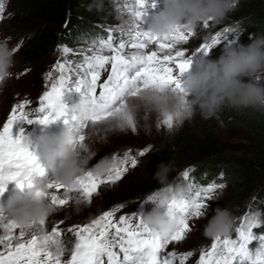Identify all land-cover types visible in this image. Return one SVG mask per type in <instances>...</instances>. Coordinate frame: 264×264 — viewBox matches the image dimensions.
<instances>
[{
    "label": "snow or ice",
    "instance_id": "obj_1",
    "mask_svg": "<svg viewBox=\"0 0 264 264\" xmlns=\"http://www.w3.org/2000/svg\"><path fill=\"white\" fill-rule=\"evenodd\" d=\"M155 7V0H124L119 8L129 19L125 27L119 28L118 36L108 28L107 38L92 39L87 52L76 53L73 49L58 45V51L65 54H79L82 60L62 62L58 59L48 73H45L46 88L38 98V105L27 98L13 104L9 115L0 126V195L10 181L16 187H31L34 179L45 176L44 168L36 149L23 140L24 134L13 137L12 128L16 121L28 124L64 119L67 126L78 131V142L86 143V130L93 132L109 129L136 133L141 126L136 108H151L157 112V128L171 130L176 121L191 116L189 95L185 92L182 76L189 71L192 57L209 51L232 33L239 38L235 28L225 27L216 31L210 41L200 43L189 52L187 45L197 31L176 26L164 34L153 33L145 27L148 8ZM3 4H0L2 18ZM212 21L205 20L201 27L207 29ZM100 27H104L101 25ZM232 43V41H229ZM151 46V47H150ZM18 50V46L12 49ZM110 69V70H109ZM55 72L57 75L53 76ZM102 74L106 78L102 79ZM264 73L255 79L259 82ZM75 91L88 103V111L77 122L76 113L63 100L66 92ZM151 145L133 153L127 149L120 159V166L107 175L96 177L89 170L77 177L74 186L51 181L48 185L50 203L58 210L68 206L70 194L79 193L75 201L90 203L93 195L104 184L115 185L129 171L138 166V157L144 156ZM117 159V155H112ZM188 168L181 173L190 180ZM223 173H221V177ZM189 192L183 199H173L168 207L178 218L177 230L168 237H161L155 229L146 224L143 214L133 212L130 216L116 212L124 204L91 220L87 224H72L62 227L64 221L52 223L47 220L33 221L28 225H17L0 209V264H174L177 253L168 251L173 243L182 242L192 231L191 221L203 214L206 201L212 194L225 187L215 181L202 186L191 181ZM152 199L151 196L147 197ZM264 227V213H246L235 229V238L217 236L207 249H201L196 264H264V234L256 229ZM60 241V254L56 246ZM254 242H258L254 244ZM71 246L70 256H65ZM194 255L193 251L179 253V264Z\"/></svg>",
    "mask_w": 264,
    "mask_h": 264
},
{
    "label": "clouds",
    "instance_id": "obj_2",
    "mask_svg": "<svg viewBox=\"0 0 264 264\" xmlns=\"http://www.w3.org/2000/svg\"><path fill=\"white\" fill-rule=\"evenodd\" d=\"M163 7L154 12L148 21V28L153 33L164 34L176 26L195 31L205 20L219 24L239 4V0H162ZM238 30V29H237ZM14 66L13 51L6 40L0 41V86L12 75ZM264 73V34L251 37L249 44L237 43L228 47L216 59L201 58L194 70L183 79L185 92L191 97V114L198 111L207 119L213 116L224 105L234 107L257 106L264 108V84L256 81V77ZM244 77H248L247 80ZM72 110L76 113L77 122L88 111L85 99H79ZM76 127L67 126L58 134L49 132L28 133L23 140L30 143L37 152L46 175L34 179L31 187H16L0 204V209L17 225H28L33 221L47 220L57 213L55 205L47 201L44 195L49 192V183L56 181L66 186H74L77 177L91 171L96 177L107 175L119 165L112 158H101L89 169V162L97 154L90 143L83 146L78 142ZM89 136L93 132L88 133ZM106 137L100 136L98 142L103 143ZM172 167L169 162H161L153 175L161 185L149 196L153 207L143 215V220L161 237H168L178 228V218L168 205L175 199H183L189 192V186L181 182H169ZM221 193H214L211 199L219 200ZM84 203L74 201L71 211L79 213ZM204 215V212L202 216ZM235 224V216L227 207H217L215 214L204 226L202 235L206 238L228 236ZM60 241L56 246L60 254Z\"/></svg>",
    "mask_w": 264,
    "mask_h": 264
},
{
    "label": "trees",
    "instance_id": "obj_3",
    "mask_svg": "<svg viewBox=\"0 0 264 264\" xmlns=\"http://www.w3.org/2000/svg\"><path fill=\"white\" fill-rule=\"evenodd\" d=\"M19 2L23 8V16L17 21L20 27L30 28L38 25L39 21L56 23L55 35L46 42L36 40V44L31 46V57L46 56L53 49L57 32L66 34L68 27L65 28L64 22L69 15L68 25L82 17L97 21L112 20L104 12L95 13L94 9L98 8L95 0L89 3L73 0ZM56 5L61 11L59 14L51 11L53 6L56 9ZM64 7H67L65 15L62 12ZM228 16V22L249 18L264 21V0H242L237 9ZM217 121L222 122L228 129L231 134L229 140H222L215 132L219 127ZM154 139L158 142H153ZM154 139L148 134L139 139L144 144L158 145V149L151 156L152 163L147 162L136 175L126 178L120 185L119 192L108 194L106 204L120 201L129 205L132 198L159 186L153 175L161 162L170 163L172 171L169 177L192 161H200L199 173H215L218 166L222 167L227 163L231 168L230 175H236L237 182L233 191L220 201L217 206L220 208H236L244 205L253 193L264 194V112L254 110L252 106L234 107L226 104L207 119L201 116L189 121L179 131L163 130Z\"/></svg>",
    "mask_w": 264,
    "mask_h": 264
},
{
    "label": "rangeland",
    "instance_id": "obj_4",
    "mask_svg": "<svg viewBox=\"0 0 264 264\" xmlns=\"http://www.w3.org/2000/svg\"><path fill=\"white\" fill-rule=\"evenodd\" d=\"M74 2L76 1H81V2H86L89 3L91 0H73ZM124 0H122V2H112V1H108V0H95V4L98 8H95V13H102L104 12L106 15H108L110 19H112L111 21H107V20H102V21H97V20H89V19H85V18H78V22L80 23L79 26L76 29V43H80L79 45L75 44V41H73L72 46L74 45V47H71V49H73L76 53H79L81 51L87 52V49L90 46V43L92 41V39L94 38V35L96 34V32L99 35H102L105 33V27H109L111 29L117 30L114 31V36H118L119 32L118 29L119 28H123L125 27V21L129 19V17L124 14L123 12H121L119 10V8L121 7V5L123 4ZM100 3V4H99ZM151 3V0H150ZM100 5V7H99ZM163 7V2L162 0H155V7H149L148 8V16L145 18L147 23L145 25V27H147L148 25V21L151 19V16L154 12L158 11L159 9H161ZM59 6L56 5V9L52 8L51 11H55V13H60L61 11L58 9ZM98 9V10H97ZM67 11V7H64V10L62 11L65 15ZM18 20H16V22H8V19H4L1 24H0V41L2 40H6L8 43V47L11 49L12 48V43L9 41L11 35L13 36V30L17 29V28H21L23 29L24 27H20L19 23L17 22ZM56 23H43V21H39L38 25H33L30 28H24V29H31L36 31V33H38V38L37 40H41L43 42L48 41V39L53 36V34L55 35L56 31L54 32V28H55ZM101 25H103L104 27H100ZM9 27V28H8ZM12 28V29H10ZM211 28V26H209L207 29L198 26L196 31L197 34L195 37L190 38V43L187 45V48L190 49H195L200 43L206 41L210 35H208L206 38L202 37L201 34L207 30H209ZM107 35H105V38H107ZM77 47L79 49H77ZM151 47V46H150ZM33 50H29V51H25V48L22 50V55L24 57H28V58H33V59H42L43 55L40 56H29V54L32 52ZM22 56V58H23ZM43 56V57H42ZM16 62L18 64V55H16ZM82 60V56L79 54H65L64 56H62L61 61L66 63V67L68 66L67 62H71V61H77V63H79ZM37 62L40 61H32V66H36ZM15 62H14V66L12 69L15 68ZM20 65H17L16 68L19 69ZM20 70V69H19ZM192 71V70H191ZM191 71H187L185 73L189 74V72ZM31 73L28 74V76L26 77V75L24 76L25 78H28L26 81H23L22 83H20L21 81H14L13 79H8L7 80V86L5 88V90L7 88L9 89H18L21 86H33L34 84L37 85L36 91L41 90L42 85L41 82H39L37 84V80H36V76L35 75H30ZM104 78V76L102 75V79ZM16 80V79H15ZM259 83L264 84V78H262ZM71 92V91H70ZM189 99H191V97H188ZM12 100H15V94L13 92H9L7 94H3L0 103H4L7 102L6 104L11 103ZM5 104V105H6ZM253 109H258V111L264 112V108L261 107H257V106H252ZM136 114L140 123V127L138 128L136 133H133L131 131H127V132H121L119 130H106V131H100L98 133H101L104 137H106V141L104 143H100L98 142L99 140V136L98 134H96L95 132H93L94 135V141L96 143V145L93 147V144H91V147L94 150H97V154L93 157V159L89 162V166L92 165V163L95 161V159L100 156L103 155H110L113 152H117V151H125L126 146H130V145H142L144 144V142H140L139 139L141 137H143L144 135L148 134L151 136V139H154V137L156 135H158L161 131L163 130H169L167 128L161 127V128H157V112L154 111L151 108H145L143 106L136 108ZM253 113V112H251ZM201 115L198 111L194 112L193 114H191V116L188 117H184L182 119H180L179 121H176L174 124V127L170 130V131H179L180 129H182L184 127V125L192 120L198 119L200 118ZM217 125L218 130L215 131L218 133L219 138H221L224 141L229 140V138L231 137L228 129L222 124V122L217 121ZM238 135H236L237 137ZM241 136V135H239ZM157 138V137H156ZM153 142H158L155 139L152 140ZM101 146H103L104 148H102ZM102 148V151H100L99 155L98 152L99 150ZM112 149H114L113 152ZM98 155V156H97ZM149 160V159H148ZM152 162H150L151 164ZM237 167V166H236ZM126 180V177L119 183H116L115 185H107L105 188H103L100 192L97 191V193H95L93 195L92 201L90 203H84L83 206V210L79 213H75L71 211V206H66L63 209H60L57 211L56 214H54L53 216L48 218V225L50 226L52 224L51 221H57L59 219H65V225H66V221L68 220L69 225L75 224V223H80L82 222L84 219H89L91 216H94L95 214L101 212V211H106L107 208L110 206L111 203L106 204L107 201V195L113 192H119V187H121L120 185L123 184V182ZM126 188V186H125ZM144 194V193H143ZM73 197V200L71 199L69 201V204H73V202L75 201V199L79 196V193H73L70 194ZM114 203V202H113ZM207 209V206H205L203 208V211ZM124 212V211H122ZM3 234V233H2ZM181 246L183 245V243H178ZM187 246V245H186Z\"/></svg>",
    "mask_w": 264,
    "mask_h": 264
}]
</instances>
